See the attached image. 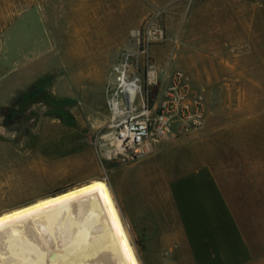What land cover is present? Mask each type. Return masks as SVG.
I'll return each instance as SVG.
<instances>
[{"label":"rangeland","instance_id":"obj_1","mask_svg":"<svg viewBox=\"0 0 264 264\" xmlns=\"http://www.w3.org/2000/svg\"><path fill=\"white\" fill-rule=\"evenodd\" d=\"M146 23L163 33L149 47L160 73L152 115L174 71L202 95L205 115L121 154L110 139L123 115L112 113L113 67L129 53L130 75H142L136 40ZM38 81L69 103L36 99L5 118ZM204 165L264 250V0H0V213L102 179L142 264H191L158 235L175 222L169 182Z\"/></svg>","mask_w":264,"mask_h":264},{"label":"bare ground","instance_id":"obj_2","mask_svg":"<svg viewBox=\"0 0 264 264\" xmlns=\"http://www.w3.org/2000/svg\"><path fill=\"white\" fill-rule=\"evenodd\" d=\"M118 81L131 106L137 83ZM113 114L122 115L113 101ZM113 116V115H112ZM0 264H142L102 179L0 213Z\"/></svg>","mask_w":264,"mask_h":264},{"label":"crops","instance_id":"obj_3","mask_svg":"<svg viewBox=\"0 0 264 264\" xmlns=\"http://www.w3.org/2000/svg\"><path fill=\"white\" fill-rule=\"evenodd\" d=\"M168 194L175 222L158 235L162 250L184 253L191 264H264V250L256 248L209 166L173 178Z\"/></svg>","mask_w":264,"mask_h":264},{"label":"built area","instance_id":"obj_4","mask_svg":"<svg viewBox=\"0 0 264 264\" xmlns=\"http://www.w3.org/2000/svg\"><path fill=\"white\" fill-rule=\"evenodd\" d=\"M162 38V30L153 23H146L138 30L136 44L142 58L140 77L131 76L129 73L131 56L129 53H123L113 67L116 76L115 95L126 108L110 132V139L118 153L135 154L146 151L171 131L177 134L187 132L198 127L204 118L205 105L202 95L191 91L187 78L178 71L169 75L157 112L152 115L149 109L151 89L160 82V73L149 54V47ZM123 74L126 83L139 85V92L131 106L126 92H123V87L118 81ZM136 101L140 102V111L133 109Z\"/></svg>","mask_w":264,"mask_h":264},{"label":"trees","instance_id":"obj_5","mask_svg":"<svg viewBox=\"0 0 264 264\" xmlns=\"http://www.w3.org/2000/svg\"><path fill=\"white\" fill-rule=\"evenodd\" d=\"M43 83H44L43 81H38L33 85L31 89L23 93L18 99L19 104L17 105V108L15 107L6 108L5 110H7V113L4 115L5 118L17 117L27 108L29 103L35 101L36 99L37 100L41 99L48 106L55 108H63L69 103V101L55 100L50 95H48L46 93V90L43 88L42 85Z\"/></svg>","mask_w":264,"mask_h":264}]
</instances>
